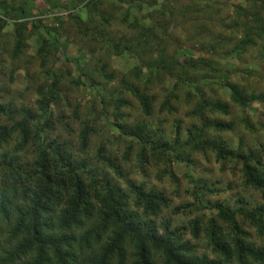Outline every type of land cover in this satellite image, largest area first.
<instances>
[{
  "label": "rangeland",
  "instance_id": "374dc122",
  "mask_svg": "<svg viewBox=\"0 0 264 264\" xmlns=\"http://www.w3.org/2000/svg\"><path fill=\"white\" fill-rule=\"evenodd\" d=\"M166 2L181 8L170 15ZM0 4L9 16L0 20V105L34 111L38 89L51 77L56 79L57 99L48 108L57 142L72 159L96 167L124 192L131 186L161 192L168 205L155 222L169 223L171 230L188 228L196 218L204 228L216 205L234 209L259 202L258 192L243 188L240 159L260 154L264 162V40L253 37V45L232 49L244 39L247 31L238 21H251L252 4L245 0H0ZM22 7L27 17L13 18ZM235 13L237 29L232 27ZM193 22L202 30L186 39ZM152 32L154 36L139 40ZM174 57L191 64L209 60L221 73L208 72L204 79L197 67L156 70L154 63L160 58ZM180 76L188 82L182 85ZM229 84L256 100L246 108L234 105ZM194 91L207 102L226 106L227 114L201 110V116L194 115L199 98ZM138 95L150 100L146 112ZM169 100L176 101L170 108L164 106ZM13 118L19 120L18 115ZM218 121L230 124L231 130L209 127ZM0 125L10 128L7 116L0 115ZM137 126L165 142L166 154L175 152L176 157L168 161L158 150L146 149L140 158L144 145L129 135ZM86 127L92 131L89 147L83 150L79 138ZM219 143L226 157L217 156ZM14 144L12 140L0 146V155H13ZM195 187L202 189L203 209L193 198ZM175 209L179 213L174 214ZM218 224L224 229L221 221ZM188 230L185 239L196 252L212 257L206 232L200 230L194 240ZM251 241L258 243L254 230Z\"/></svg>",
  "mask_w": 264,
  "mask_h": 264
},
{
  "label": "trees",
  "instance_id": "16d2710c",
  "mask_svg": "<svg viewBox=\"0 0 264 264\" xmlns=\"http://www.w3.org/2000/svg\"><path fill=\"white\" fill-rule=\"evenodd\" d=\"M245 1L254 7L250 12L253 18L250 22L238 21L239 14L235 13L236 21L232 27L237 29L238 21L247 32L237 46L233 43V51L253 45V37L264 40V0ZM166 4L170 15L181 8L177 4ZM0 11V20L5 22L9 17L7 7L0 4ZM167 12L163 14L167 15ZM12 17H27L25 8H20ZM193 24L194 30L187 31L186 39L196 37L195 34L202 30L196 22ZM47 34L50 42L59 47L58 40ZM148 35L154 36V32L140 35L139 40ZM162 37L164 40V34ZM19 47L15 55L19 53ZM191 63V60L174 57L160 58L154 64L158 72L164 68L167 72L175 68L183 72L197 67L204 79H207L205 74L208 72L221 73V68L216 69V64L209 60ZM145 66L150 64L146 61ZM179 81L182 85L188 82L181 76ZM57 84V80L51 77L38 89L34 111L0 105V115L7 116L11 124L9 129L0 125V146H6L12 140L15 143L13 155H0V264H264V162L260 154L241 155L240 159L243 188L258 192L259 202L234 209L216 205L212 207L215 215L208 218L204 228L200 218L193 219L188 227L192 238L197 240L199 231H205L212 257L198 254L190 240L185 239L186 226L180 231L171 230L169 223L155 222L168 205L161 192L146 190L143 186H131L124 192L105 174L102 176L96 167L88 168L84 161L72 159L66 148L57 142L48 108L56 102ZM228 87L229 100L236 106L246 108L256 100L234 85ZM194 93L199 95L196 97L198 105L192 111L194 115L201 116V110L227 114L226 106L207 102L200 91ZM137 99L146 112L150 100L142 95ZM172 102L176 101L169 100L164 106L170 108ZM14 115L19 116L18 121ZM209 127L217 132L232 128L219 121ZM91 131L86 127L80 134L83 150L89 147L88 134ZM129 135L138 145H144L138 153L140 158L146 156V149L148 153L158 150L162 156L168 157V161L176 157L175 152L168 156L167 144L147 136L142 126H137ZM219 144L217 156L223 157L227 153L222 143ZM103 151L102 146L98 153L100 158ZM21 155H24V161H20L18 156ZM102 160L105 161L104 157ZM108 161L111 165L112 161ZM198 190L202 192L199 187L193 189V198L203 209V192ZM173 213H179V209ZM218 221L224 224V229ZM251 230H254L258 243L251 241Z\"/></svg>",
  "mask_w": 264,
  "mask_h": 264
}]
</instances>
